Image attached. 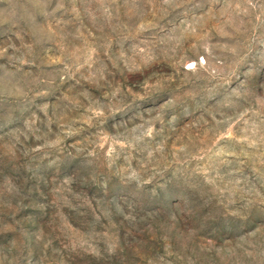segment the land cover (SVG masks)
Wrapping results in <instances>:
<instances>
[{"label":"rangeland","instance_id":"obj_1","mask_svg":"<svg viewBox=\"0 0 264 264\" xmlns=\"http://www.w3.org/2000/svg\"><path fill=\"white\" fill-rule=\"evenodd\" d=\"M0 264H264V0H0Z\"/></svg>","mask_w":264,"mask_h":264}]
</instances>
